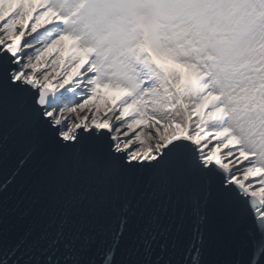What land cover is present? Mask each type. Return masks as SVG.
<instances>
[{"label": "snow or ice", "instance_id": "snow-or-ice-1", "mask_svg": "<svg viewBox=\"0 0 264 264\" xmlns=\"http://www.w3.org/2000/svg\"><path fill=\"white\" fill-rule=\"evenodd\" d=\"M0 264H264V0H0Z\"/></svg>", "mask_w": 264, "mask_h": 264}]
</instances>
